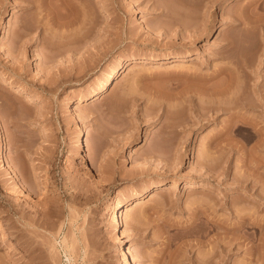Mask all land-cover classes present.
Masks as SVG:
<instances>
[{
	"label": "rangeland",
	"instance_id": "rangeland-1",
	"mask_svg": "<svg viewBox=\"0 0 264 264\" xmlns=\"http://www.w3.org/2000/svg\"><path fill=\"white\" fill-rule=\"evenodd\" d=\"M2 141L0 264H264V0H0Z\"/></svg>",
	"mask_w": 264,
	"mask_h": 264
},
{
	"label": "bare ground",
	"instance_id": "bare-ground-1",
	"mask_svg": "<svg viewBox=\"0 0 264 264\" xmlns=\"http://www.w3.org/2000/svg\"><path fill=\"white\" fill-rule=\"evenodd\" d=\"M154 58H166L168 60H170V62H175V61H178L179 58L177 56H166L164 55L163 57H154ZM132 64V61L131 60H125V61H120L119 63H117L112 69L111 71H109L108 73H106L101 79L100 81L98 82L97 86L95 89L89 91L86 95L85 98H83V100H91L93 99L94 97H97V96H101L102 94H104L107 89H108V86L109 84L112 82L113 78H115L116 76H118L121 72V70L123 68H126L127 66H130ZM4 84H7L8 82L4 81L3 82ZM228 87V86H227ZM225 92V91H224ZM218 93V92H217ZM221 93V92H220ZM227 93V92H225ZM222 95V94H221ZM231 95V94H230ZM226 96V95H225ZM228 96V95H227ZM232 96V95H231ZM238 96V95H237ZM234 97V95H233ZM240 97V95H239ZM221 98V97H220ZM231 98V97H230ZM246 99L248 97H245ZM237 99V98H236ZM244 99V98H243ZM75 101L74 98H68L67 101H66V104H65V108H72L73 107V102ZM218 101H222V100H219ZM240 101V100H239ZM230 102V101H229ZM241 102V101H240ZM231 103V102H230ZM233 103V102H232ZM239 103V102H238ZM237 103V104H238ZM253 103V102H252ZM240 104V103H239ZM247 104V103H246ZM250 104V102L248 103ZM254 104V103H253ZM222 105V104H221ZM220 105H218L219 107ZM225 106V105H224ZM255 107V106H254ZM241 114V113H240ZM238 113H234L232 114L231 116L234 118V117H238L239 118V123L241 122L242 125L246 124H252L253 126L254 125V122H251L249 120L251 119H247L245 118L244 116L240 115ZM244 115V114H243ZM233 121V120H232ZM238 123V124H239ZM252 126V127H253ZM239 128L242 127V126H238ZM256 127V126H255ZM262 128L258 129V132L259 130H261ZM255 130V128H254ZM256 130V131H257ZM257 132V133H258ZM84 133H85V130H83V128H79L78 129V132H77V139H76V142H75V148L79 151H84V142H83V136H84ZM261 133V131L259 132ZM6 149V145L4 143V141L1 142L0 144V155H1V158H2V161L4 162L6 160L5 158V151ZM155 188V189H154ZM158 188L157 185H155L153 188H144L141 193H139L138 195L136 196H132V197H128L126 198L124 201L125 202H121L119 201L118 199H116L114 196H109L107 198V201L105 203V209L107 211V213L109 214V216L112 218L113 220V225L115 227V229L117 230H121L123 227H124V220H122V217L120 215V207L122 206H125V207H129L130 205H132L133 203L136 204L138 202H140L144 196L149 192L151 191L152 189L153 190H156ZM152 190V191H153ZM10 251H16V249L14 247H10ZM115 254H116V257L119 258L122 262V264H135V262L132 261V257L127 253L126 251V248L123 246V244H119L117 246V248L115 249Z\"/></svg>",
	"mask_w": 264,
	"mask_h": 264
}]
</instances>
